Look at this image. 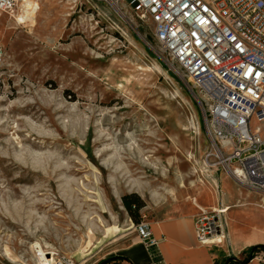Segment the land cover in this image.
Instances as JSON below:
<instances>
[{
    "label": "rangeland",
    "instance_id": "1",
    "mask_svg": "<svg viewBox=\"0 0 264 264\" xmlns=\"http://www.w3.org/2000/svg\"><path fill=\"white\" fill-rule=\"evenodd\" d=\"M190 85L124 1L48 0L34 29L0 13V264H38L37 240L64 264L117 251L135 226L126 193L145 201L141 219L250 193L206 160ZM251 127L264 137V122ZM242 211L264 228L263 212Z\"/></svg>",
    "mask_w": 264,
    "mask_h": 264
},
{
    "label": "built area",
    "instance_id": "2",
    "mask_svg": "<svg viewBox=\"0 0 264 264\" xmlns=\"http://www.w3.org/2000/svg\"><path fill=\"white\" fill-rule=\"evenodd\" d=\"M113 1L151 20L161 50L197 91L209 141L206 160L225 168L236 164L240 173L228 176L264 195V137L251 127L254 117L264 122V0ZM14 5L0 0V13L11 15ZM226 214L221 205L199 208L194 225L200 244L229 245ZM134 229L147 246L157 244L145 215Z\"/></svg>",
    "mask_w": 264,
    "mask_h": 264
},
{
    "label": "crops",
    "instance_id": "3",
    "mask_svg": "<svg viewBox=\"0 0 264 264\" xmlns=\"http://www.w3.org/2000/svg\"><path fill=\"white\" fill-rule=\"evenodd\" d=\"M229 185L230 183H228ZM248 195L249 193L244 197L245 200ZM247 201L246 205L235 206L236 203H227L223 199L211 206V203H204L197 197H192L170 203L171 208L148 219L151 223L152 234L157 240L154 247H149L141 241L134 227H131L125 236L124 245L120 246L117 251L94 261L93 264L114 256H123L128 259L122 264H155V253L160 258V264H228L229 259L241 260L250 246L264 244V228L249 222L246 219L247 215L244 216L242 213L245 208L252 207L260 210L264 215V205H256ZM220 205L223 207L232 206L226 214L229 245H202L195 235V215L199 212V208ZM262 262L264 261L256 257L244 264H260Z\"/></svg>",
    "mask_w": 264,
    "mask_h": 264
},
{
    "label": "bare ground",
    "instance_id": "4",
    "mask_svg": "<svg viewBox=\"0 0 264 264\" xmlns=\"http://www.w3.org/2000/svg\"><path fill=\"white\" fill-rule=\"evenodd\" d=\"M48 0H15L14 8L12 9L11 15L8 17L11 20H14L18 29H34L37 24V18L40 13L43 11L47 4ZM110 3L117 5L113 0H108ZM226 171L231 174V171H236L234 173H240V168L234 164L230 166H226ZM237 173V174H238ZM236 174V175H237ZM253 197L252 192L250 191L248 198H240L237 200V203L234 204L235 206H243L248 203L249 200ZM264 201V196L262 198ZM261 206V205H260ZM232 206H226V211L228 212ZM263 207V206H262ZM92 239L88 242L86 248L92 243L95 235L91 231ZM34 252L36 253V257L38 258V264H64L61 260H57V256L59 253L54 249L50 248L48 245H45L41 241H35L32 245Z\"/></svg>",
    "mask_w": 264,
    "mask_h": 264
},
{
    "label": "trees",
    "instance_id": "5",
    "mask_svg": "<svg viewBox=\"0 0 264 264\" xmlns=\"http://www.w3.org/2000/svg\"><path fill=\"white\" fill-rule=\"evenodd\" d=\"M121 200L130 218L135 224H137L141 220L140 210L145 206V201L140 197V195L135 192L122 195ZM261 252H264V244L252 245L245 251V255L241 260L233 261L232 259H229L228 264L247 263L248 261L258 257ZM125 260L128 259L123 256H114L108 259L101 260L97 264H122V262ZM158 261H160V258L155 253V264H157ZM260 264H264V262Z\"/></svg>",
    "mask_w": 264,
    "mask_h": 264
}]
</instances>
